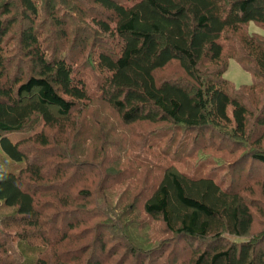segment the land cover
Wrapping results in <instances>:
<instances>
[{
  "label": "trees",
  "instance_id": "trees-1",
  "mask_svg": "<svg viewBox=\"0 0 264 264\" xmlns=\"http://www.w3.org/2000/svg\"><path fill=\"white\" fill-rule=\"evenodd\" d=\"M249 22L264 0H0V264H264Z\"/></svg>",
  "mask_w": 264,
  "mask_h": 264
},
{
  "label": "rangeland",
  "instance_id": "rangeland-1",
  "mask_svg": "<svg viewBox=\"0 0 264 264\" xmlns=\"http://www.w3.org/2000/svg\"><path fill=\"white\" fill-rule=\"evenodd\" d=\"M248 31L250 33H258L264 35V29L254 24L253 22L248 23ZM224 76L235 87L241 86L242 84L250 83L252 81L251 74L248 71L244 70L242 66H240V64L234 58H229L227 63V70L224 73ZM27 134L28 132L24 133V132L16 131V132H12L9 136L11 137L12 140H18L19 138L24 137ZM0 163H2L3 165H7L5 156L3 154L0 156ZM8 168L10 170L15 171L18 168V164H16L15 162H11ZM158 230L160 229L157 228V235L155 236V244H154L155 248H157V245L161 240V238L164 237L161 233H158ZM153 234L154 232L150 230L146 235H143L142 238L144 239L150 238ZM172 243L173 241L168 240V245L174 248L176 242L175 244L173 243V245ZM178 250H179L178 248L177 251L174 250L173 252H170L171 251L170 248L165 252H161L160 250H157L153 252L154 255L151 259L150 264H182L183 261L186 259L187 254L185 255L183 249H180L179 251ZM121 255L122 254H120V256Z\"/></svg>",
  "mask_w": 264,
  "mask_h": 264
}]
</instances>
